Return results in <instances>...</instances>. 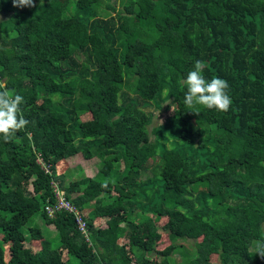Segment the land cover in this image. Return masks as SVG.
<instances>
[{
    "label": "trees",
    "instance_id": "16d2710c",
    "mask_svg": "<svg viewBox=\"0 0 264 264\" xmlns=\"http://www.w3.org/2000/svg\"><path fill=\"white\" fill-rule=\"evenodd\" d=\"M34 4L0 0V84L29 121L0 137V264H169L188 241L181 264H264V0ZM197 61L228 82V112L185 105ZM166 101L171 116L148 131L144 107ZM77 154L96 172L64 186L56 165ZM55 181L87 241L71 214L47 216Z\"/></svg>",
    "mask_w": 264,
    "mask_h": 264
},
{
    "label": "clouds",
    "instance_id": "9594fccd",
    "mask_svg": "<svg viewBox=\"0 0 264 264\" xmlns=\"http://www.w3.org/2000/svg\"><path fill=\"white\" fill-rule=\"evenodd\" d=\"M13 7L31 8L35 7L34 0H12ZM203 62L197 61L194 70L189 71L184 80L186 93L184 103L190 111L199 114L197 106L202 105L207 109H215L218 112H228L232 100L228 94V82L221 78H213L207 82L202 75ZM24 98L21 95H12L6 86L0 84V137L5 142H11L16 137V133L24 130L29 121L24 118L21 105ZM255 255L264 259V241H257L255 244Z\"/></svg>",
    "mask_w": 264,
    "mask_h": 264
},
{
    "label": "rangeland",
    "instance_id": "374dc122",
    "mask_svg": "<svg viewBox=\"0 0 264 264\" xmlns=\"http://www.w3.org/2000/svg\"><path fill=\"white\" fill-rule=\"evenodd\" d=\"M106 2V1H105ZM107 3L111 5L118 6V0H107ZM0 19H4V16L0 13ZM169 101H166L164 104H160V108H157L153 103H150L147 107H144V110L146 112H152L153 116L151 118V123L148 126V131L151 127H155L158 124L160 125L164 118H167L171 116L172 112L170 110L163 111L165 108V105L168 104ZM87 119L86 115L81 116V120ZM163 137L166 138V140H163L161 138L158 139V142L164 145L166 148H171L173 143L177 142L173 137H171L169 134H161ZM152 139V136L150 135V140ZM96 160V159H95ZM148 163H152L151 161H148ZM97 169V164H95L94 159L92 160H83L79 154L75 155L74 157L68 158L63 162H59L56 165V174H61L63 176L62 184L65 186L71 181H77L81 178L86 177H92ZM147 174V173H146ZM148 175V174H147ZM53 184H57V182H52ZM28 189L30 190V186H28ZM71 195V197H73ZM36 224L41 230H43V226L41 221L39 220L38 216H34L27 222V227L29 225ZM101 226L104 227L105 225L101 223ZM46 234L51 236V233L53 231L52 226L45 227ZM50 240H52L53 246H56V236L54 233H52V237H49ZM124 240L120 239L118 240V243H123ZM176 244L181 245V248L176 249L174 252H172L169 256H167V260L169 261V264H181L183 262V258H185V255H193L194 248L191 241L188 242H176ZM162 245V244H160ZM163 246H159L157 250H161ZM3 252L4 255L7 256L6 247L3 246ZM157 251L151 253L148 255V260L150 261H159L161 257L156 254ZM155 254V255H154ZM215 256H211L209 258V264H215ZM66 264H78L77 260H75L72 257H68V261Z\"/></svg>",
    "mask_w": 264,
    "mask_h": 264
},
{
    "label": "built area",
    "instance_id": "2783aa9c",
    "mask_svg": "<svg viewBox=\"0 0 264 264\" xmlns=\"http://www.w3.org/2000/svg\"><path fill=\"white\" fill-rule=\"evenodd\" d=\"M44 173H49L47 167L41 165ZM54 202L51 205L45 207V212L48 217H52L54 214L63 212L66 214H71L73 216V221L76 226L77 231L84 237L87 241V228L84 221L81 219L79 212L70 204V202L65 198L64 192L56 187V184L51 183Z\"/></svg>",
    "mask_w": 264,
    "mask_h": 264
}]
</instances>
